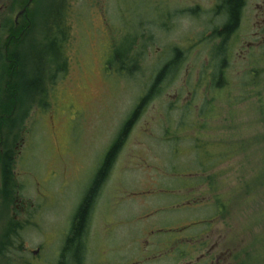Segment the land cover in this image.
Masks as SVG:
<instances>
[{
    "label": "rangeland",
    "instance_id": "1",
    "mask_svg": "<svg viewBox=\"0 0 264 264\" xmlns=\"http://www.w3.org/2000/svg\"><path fill=\"white\" fill-rule=\"evenodd\" d=\"M214 1L166 2L174 9L199 6L209 11ZM146 2L32 0L26 24L16 29L14 13L9 17L12 34L18 31L21 38L20 28L25 31L11 45H33L40 50L49 42L46 27L49 21L55 22L50 20L53 8L59 6L62 15L64 7L69 8L61 28L66 29L64 38L70 46L51 57L61 63L55 68L56 98L51 108L42 112L32 97L18 98L13 105L17 119L24 118L18 135L28 137L37 173L55 175L42 188L44 208L53 198L57 225L68 220L123 123L146 95L155 71L170 56L166 47L174 45L183 52L181 65L166 74L140 110L103 186L99 215L106 219L118 193L121 219L132 220L137 212L141 221L158 218L166 225L179 213L191 218L192 213L184 210L193 206L181 205L191 197L188 193L207 199L219 195L228 203L220 229L227 226L233 244L241 242L247 251L262 254L264 261V92L251 94L246 81L239 79L245 68L257 75L264 73V3L247 0L242 32L231 41L226 86L218 90L211 82L216 61H210L209 46L199 41L207 13L196 17L177 12L178 17L165 29L162 6L155 7L159 15ZM40 55L33 59H48ZM123 62L128 69H120ZM233 141L244 147L232 156L227 150L221 159ZM191 173L204 179L193 190L182 184ZM143 199L159 206L167 200L181 201L174 202L180 204L175 209L141 211ZM137 230L135 224L123 226L120 243L128 242Z\"/></svg>",
    "mask_w": 264,
    "mask_h": 264
},
{
    "label": "flooded vegetation",
    "instance_id": "2",
    "mask_svg": "<svg viewBox=\"0 0 264 264\" xmlns=\"http://www.w3.org/2000/svg\"><path fill=\"white\" fill-rule=\"evenodd\" d=\"M166 1L169 0L146 2L156 12L155 7L162 6L160 12L165 17V21H162L165 29H168L171 22L178 17L177 12L196 17L207 13L205 15L207 20L202 21L205 27L200 35L202 37H199L200 43L209 46V59L215 62L213 56L217 52L216 46L224 42L228 58L223 66L232 62L231 41L233 36L239 37L242 32L247 0H241L237 23L228 35L220 34L230 19V12L226 8L227 0H215L209 11L199 6L190 9L177 6L174 9ZM260 1L264 3V0ZM31 4L32 0H0V264H264L262 254L247 251L241 242L232 243L230 231L225 229L227 226L220 229V225L225 224L228 203L219 195L207 199L199 194L193 197L195 192L191 195L188 193L187 196L191 197H187V202L181 205L193 206V210L190 208L184 210L192 213L191 218L179 213L176 219L167 221L166 225H162L158 218L141 221L137 212L133 214L132 220L121 219L117 210L118 193L115 196L116 206L109 210L106 219H103L104 215H99L103 186L128 134L135 126L140 111L136 114L130 113L123 123L128 122L121 146L115 152L111 164L90 197L80 230L75 229L78 212L99 174L105 157L92 181L80 195L68 220L62 225H57L54 216L55 200L51 198L47 208H44L41 200L44 197L42 188L46 182L53 180L55 175L52 171L43 175L37 173L35 163L30 158L28 137H24L23 133L18 135L24 126L22 125L24 118L22 116L21 119H17L18 115L17 117L15 115L17 109L13 107L18 98L32 97L37 100V109L46 112L51 108L53 98H56L57 79L54 74L55 68L61 67V63L60 60L51 57L60 54V48L44 46L38 50V47L33 45H28L29 47H24L20 43L17 46L11 45L13 40L22 39L25 31L20 28L21 38H18V31L12 34V30L10 32L8 28L9 17L14 13L13 26L16 29L26 24ZM55 8L52 10L53 18L50 20L56 16ZM68 9L64 7V19L68 17ZM163 17L160 19H164ZM69 46L68 39H65L61 48L66 49ZM166 49L170 51V56L159 70H156L157 73L155 71L156 75L154 74L153 82L148 89L152 92L151 98L162 85L166 74L175 71L181 65L183 52L180 47L171 45ZM38 52L44 57L47 56L49 60L33 59L37 57ZM178 52L180 56L177 57ZM126 63L120 64V69H128ZM47 65L50 67L47 68ZM65 65L63 62V68ZM162 69H165L166 74L157 80ZM66 72L65 70L64 75ZM212 77L211 82L218 90L226 86L224 72L219 76L212 74ZM34 81L37 82L33 83ZM9 84H12L13 88ZM221 159L224 157L221 156ZM189 176L183 185L190 187L191 190L195 185L198 187L202 185L204 179H200L199 175L191 173ZM165 194L170 195L167 192ZM177 201L181 200H167L165 204L159 206V203L151 205L148 199H143L139 204L141 211L148 208H152L153 211H165L173 207L178 208L180 204L174 205ZM134 224L138 225L137 233L128 242L120 243V229L126 225L131 228Z\"/></svg>",
    "mask_w": 264,
    "mask_h": 264
},
{
    "label": "trees",
    "instance_id": "3",
    "mask_svg": "<svg viewBox=\"0 0 264 264\" xmlns=\"http://www.w3.org/2000/svg\"><path fill=\"white\" fill-rule=\"evenodd\" d=\"M241 4V0H227L226 3V8L228 10V12H230V19L228 21V23L226 24V26L223 28L222 32H220L221 35H228L233 28L235 27L237 20H238V13H239V7ZM56 16H55V22L54 26L51 25L50 21L47 23L46 27V39L49 41L47 43L46 46H53L54 48L62 47V43L65 42V38H64V32L65 30L61 28V24L62 21L64 23V18L62 15V12L59 8V6H57L56 8ZM65 28V26H64ZM224 43V42H223ZM223 43L221 42V44L216 46V50L217 52L215 53V57L213 56L214 60H216L217 62L215 65V69H214V73L213 76H219L222 72H225V67L223 66L224 63L226 62V58H228L227 56V51L225 50V46L223 45ZM264 53V52H263ZM232 55V52H231ZM180 56V52L177 53V57ZM223 56V57H222ZM228 66V64H226ZM218 66V67H216ZM242 71V70H241ZM239 72V79H244V81H246V84L248 86V89L251 94H260L262 92H264V73L263 74H255V70H249L247 68L243 69L242 72ZM262 71H264V69H262ZM166 72L165 69H162V71L158 74L157 80H160V78L166 74L164 73ZM241 81V80H240ZM239 81V82H240ZM37 81H34L33 83H36ZM243 84V82H240ZM152 92L148 91V93L141 98V101L139 102V104L135 107V109L133 110V114L138 113L142 107L144 106V104L147 103V101L151 98L150 94ZM240 97H242V95H240ZM126 122L125 124H123V126L121 127L116 139L114 140L112 146H110L107 154L105 155V160L104 163L102 164L101 168L99 169V174L97 175L95 182L93 183L89 194L87 196V198L85 199V201L83 202L82 206L80 207V210L78 212V223L76 225V230L79 231L80 227H81V223L82 220L85 217L89 202H90V197L92 195V193L94 192L96 186H98V182L101 180V178L103 177L104 173L106 172L108 166L111 164V159L114 156L115 152L119 149V147L121 146V142H122V137L123 134L125 133L124 129L127 126ZM239 147L243 148V145H238L237 143H235L234 141L232 142V144L230 145V147H227L224 149V151L222 152V155L225 156L224 158H226L228 151L230 152L231 156L234 155V153L236 152V150L239 149ZM253 188H256V185H252Z\"/></svg>",
    "mask_w": 264,
    "mask_h": 264
}]
</instances>
